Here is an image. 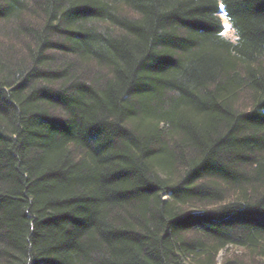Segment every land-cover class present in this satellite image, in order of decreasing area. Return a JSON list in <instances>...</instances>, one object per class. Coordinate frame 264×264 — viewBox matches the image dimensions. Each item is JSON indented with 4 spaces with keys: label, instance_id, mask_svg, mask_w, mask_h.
Wrapping results in <instances>:
<instances>
[{
    "label": "trees",
    "instance_id": "trees-1",
    "mask_svg": "<svg viewBox=\"0 0 264 264\" xmlns=\"http://www.w3.org/2000/svg\"><path fill=\"white\" fill-rule=\"evenodd\" d=\"M0 264H264V0H0Z\"/></svg>",
    "mask_w": 264,
    "mask_h": 264
},
{
    "label": "rangeland",
    "instance_id": "rangeland-1",
    "mask_svg": "<svg viewBox=\"0 0 264 264\" xmlns=\"http://www.w3.org/2000/svg\"><path fill=\"white\" fill-rule=\"evenodd\" d=\"M220 15L222 17L223 23H224V30H223V34L232 39L235 40L236 39V34L234 29L231 26V23L229 22L228 18L225 16V13L223 12V10H221ZM224 250L220 251L218 259L221 260L222 256L224 255Z\"/></svg>",
    "mask_w": 264,
    "mask_h": 264
}]
</instances>
